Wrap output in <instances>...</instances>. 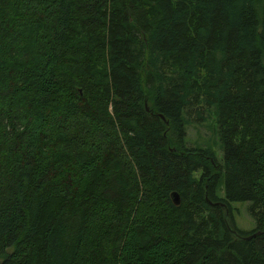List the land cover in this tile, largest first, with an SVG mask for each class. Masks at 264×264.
I'll list each match as a JSON object with an SVG mask.
<instances>
[{
	"label": "trees",
	"instance_id": "1",
	"mask_svg": "<svg viewBox=\"0 0 264 264\" xmlns=\"http://www.w3.org/2000/svg\"><path fill=\"white\" fill-rule=\"evenodd\" d=\"M0 264H264V0H0Z\"/></svg>",
	"mask_w": 264,
	"mask_h": 264
},
{
	"label": "rangeland",
	"instance_id": "2",
	"mask_svg": "<svg viewBox=\"0 0 264 264\" xmlns=\"http://www.w3.org/2000/svg\"><path fill=\"white\" fill-rule=\"evenodd\" d=\"M213 116L208 113H200V116H196L195 113L186 115V118L190 120V124L186 127V138L188 145L194 146L197 143L205 144L208 140L211 144L214 142V136L212 132ZM216 152V160L220 161L221 152L217 146L213 147ZM198 174H196V177ZM221 194V191H220ZM232 209V215L235 226L240 232H246L253 228L254 224L252 219L247 214V204L241 202H234L230 204Z\"/></svg>",
	"mask_w": 264,
	"mask_h": 264
},
{
	"label": "water",
	"instance_id": "3",
	"mask_svg": "<svg viewBox=\"0 0 264 264\" xmlns=\"http://www.w3.org/2000/svg\"><path fill=\"white\" fill-rule=\"evenodd\" d=\"M145 106H146V104H145ZM146 110L148 111V108L146 107ZM162 118V117H161ZM163 119V118H162ZM170 197H171V199H172V201H173V203L175 204V205H178L179 204V196H178V194L177 193H171V195H170ZM205 199L208 201V203L210 204V205H219L221 208H223L224 209V206L222 205V204H220V203H218V202H212V201H210L209 199H208V195H207V191H206V193H205ZM224 214L226 215V211L224 210ZM230 233H231V235L234 237V238H236V239H239V237L237 236V235H235V233H233L232 231H230Z\"/></svg>",
	"mask_w": 264,
	"mask_h": 264
}]
</instances>
